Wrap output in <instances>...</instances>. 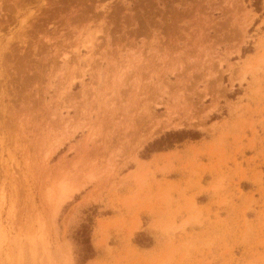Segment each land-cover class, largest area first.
<instances>
[{
	"label": "rangeland",
	"instance_id": "rangeland-1",
	"mask_svg": "<svg viewBox=\"0 0 264 264\" xmlns=\"http://www.w3.org/2000/svg\"><path fill=\"white\" fill-rule=\"evenodd\" d=\"M0 264H264V0H0Z\"/></svg>",
	"mask_w": 264,
	"mask_h": 264
},
{
	"label": "trees",
	"instance_id": "trees-1",
	"mask_svg": "<svg viewBox=\"0 0 264 264\" xmlns=\"http://www.w3.org/2000/svg\"><path fill=\"white\" fill-rule=\"evenodd\" d=\"M259 8V7H257ZM202 133L192 129H179L170 130L164 135L156 138L150 142L144 149L142 154L143 158H148L150 154L158 151H163L173 148L176 144L181 143L187 139H199ZM91 226L89 223H83L79 229V235L81 236V259L87 261L94 256V248L90 241Z\"/></svg>",
	"mask_w": 264,
	"mask_h": 264
}]
</instances>
